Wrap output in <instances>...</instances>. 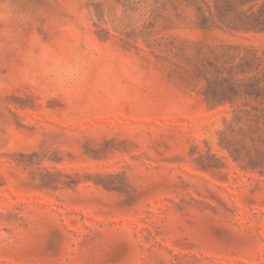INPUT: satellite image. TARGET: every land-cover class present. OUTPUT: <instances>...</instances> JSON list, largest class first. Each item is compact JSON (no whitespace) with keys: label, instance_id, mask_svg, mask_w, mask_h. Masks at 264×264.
<instances>
[{"label":"rangeland","instance_id":"374dc122","mask_svg":"<svg viewBox=\"0 0 264 264\" xmlns=\"http://www.w3.org/2000/svg\"><path fill=\"white\" fill-rule=\"evenodd\" d=\"M0 264H264V0H0Z\"/></svg>","mask_w":264,"mask_h":264},{"label":"clouds","instance_id":"9594fccd","mask_svg":"<svg viewBox=\"0 0 264 264\" xmlns=\"http://www.w3.org/2000/svg\"><path fill=\"white\" fill-rule=\"evenodd\" d=\"M31 56V53H29ZM39 60L44 66L43 70L51 75L62 86L69 89L77 83L86 73V62L79 56H75L71 61L61 62L59 60L50 59L45 53H41L39 57L33 58Z\"/></svg>","mask_w":264,"mask_h":264}]
</instances>
